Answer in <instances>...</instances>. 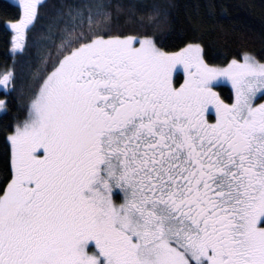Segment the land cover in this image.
I'll return each mask as SVG.
<instances>
[{
    "label": "snow or ice",
    "instance_id": "1",
    "mask_svg": "<svg viewBox=\"0 0 264 264\" xmlns=\"http://www.w3.org/2000/svg\"><path fill=\"white\" fill-rule=\"evenodd\" d=\"M38 4L21 0L15 49ZM170 15L154 5L129 29L85 3L53 22L59 43L9 125L0 264H264V54L166 50Z\"/></svg>",
    "mask_w": 264,
    "mask_h": 264
},
{
    "label": "trees",
    "instance_id": "2",
    "mask_svg": "<svg viewBox=\"0 0 264 264\" xmlns=\"http://www.w3.org/2000/svg\"><path fill=\"white\" fill-rule=\"evenodd\" d=\"M85 3H106L121 26L138 29L152 23L154 5H167L169 23L162 25L166 50L175 51L189 42L204 45L206 59L223 64L242 49L264 54V0H43L36 19L25 30L24 47L14 51L15 31L10 22L23 15L21 0H0V99L11 101L7 115L0 113V168L10 161L9 125L27 115L35 75L55 50L59 38L54 21L66 19L69 12ZM230 84L222 92L227 94Z\"/></svg>",
    "mask_w": 264,
    "mask_h": 264
},
{
    "label": "rangeland",
    "instance_id": "3",
    "mask_svg": "<svg viewBox=\"0 0 264 264\" xmlns=\"http://www.w3.org/2000/svg\"><path fill=\"white\" fill-rule=\"evenodd\" d=\"M43 0H39V3H41ZM14 43H15V41H14ZM19 49H15L14 51L16 52V51H18Z\"/></svg>",
    "mask_w": 264,
    "mask_h": 264
}]
</instances>
